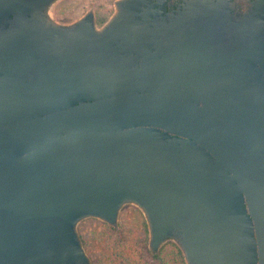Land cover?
<instances>
[{
    "label": "water",
    "instance_id": "obj_1",
    "mask_svg": "<svg viewBox=\"0 0 264 264\" xmlns=\"http://www.w3.org/2000/svg\"><path fill=\"white\" fill-rule=\"evenodd\" d=\"M58 1L0 0V264H90L127 205L152 253L264 264V0Z\"/></svg>",
    "mask_w": 264,
    "mask_h": 264
},
{
    "label": "rangeland",
    "instance_id": "obj_2",
    "mask_svg": "<svg viewBox=\"0 0 264 264\" xmlns=\"http://www.w3.org/2000/svg\"><path fill=\"white\" fill-rule=\"evenodd\" d=\"M115 1L61 0L56 5L55 21L69 24L79 20L87 10L95 9L99 13L98 23L101 25L113 13ZM146 231L141 212L130 205L122 210L117 231L109 230L98 221L89 219L78 227L83 248L91 264H119L117 260L121 256L129 257L136 264H159L148 249ZM165 245L162 260L167 261L166 264H178L174 256L177 247L173 243Z\"/></svg>",
    "mask_w": 264,
    "mask_h": 264
},
{
    "label": "flooded vegetation",
    "instance_id": "obj_3",
    "mask_svg": "<svg viewBox=\"0 0 264 264\" xmlns=\"http://www.w3.org/2000/svg\"><path fill=\"white\" fill-rule=\"evenodd\" d=\"M59 1H61V0H59ZM58 1V2H59ZM117 1V0H116ZM115 1V2H116ZM57 2V3H58ZM115 2L113 3V13L108 17V19L114 14V12H115V9H114V4H115ZM180 2V0H172V4H177V3H179ZM57 3L50 9V14H51V16H52V18L55 20V16H56V5H57ZM170 8H167V10H169ZM88 12H93V14H94V16H95V22H96V26L98 27V28H100L105 22H103V23H101V25H99V23H98V17H99V13L95 10V9H91V10H87L81 17H80V19H82ZM124 209V208H123ZM122 209V210H123ZM122 210L120 211V213H119V216H118V220H117V224H116V227H112V226H110V225H108V224H106V223H103V222H100V221H98V220H96V219H89V220H94V221H98L99 223H101L103 226H105V227H107L109 230H115V231H117L118 230V223H119V217H120V214H121V212H122ZM144 224H145V228H146V230H147V227H146V223H145V220H144ZM147 232V231H146ZM162 248V247H161ZM161 250V249H160ZM160 250L158 251V252H156V253H152V252H150L151 253V255H152V257H154L155 255H157L159 252H160ZM86 252V251H85ZM86 254H87V252H86ZM90 260V259H89ZM90 264H91V261H90Z\"/></svg>",
    "mask_w": 264,
    "mask_h": 264
},
{
    "label": "trees",
    "instance_id": "obj_4",
    "mask_svg": "<svg viewBox=\"0 0 264 264\" xmlns=\"http://www.w3.org/2000/svg\"><path fill=\"white\" fill-rule=\"evenodd\" d=\"M166 246L167 245H163L160 252H159L160 254L154 256V259L156 260V262H159V264H164V263L166 264L167 263V261L165 262L164 260H162V255L165 253L164 249ZM174 256H175V259L178 262V264H185L183 257L181 255V252L178 248H176V253ZM117 261L119 264H136V263L132 262L129 257H124V256L119 257Z\"/></svg>",
    "mask_w": 264,
    "mask_h": 264
}]
</instances>
